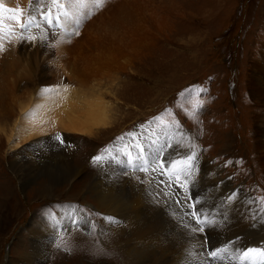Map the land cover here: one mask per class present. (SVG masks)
Here are the masks:
<instances>
[{
  "label": "rangeland",
  "instance_id": "374dc122",
  "mask_svg": "<svg viewBox=\"0 0 264 264\" xmlns=\"http://www.w3.org/2000/svg\"><path fill=\"white\" fill-rule=\"evenodd\" d=\"M19 1L24 2L0 0V3L5 8H17ZM40 1L35 6L32 0H25V19L31 14L42 24L38 9L49 8L53 16L60 15L66 21L62 25L61 19L60 28L53 29L57 25L54 24L47 31L53 36L46 43L37 31L42 27H33L23 33L36 36V40H20V30H13L15 22L9 19L15 13L0 12L3 18L0 22V34H3L0 40L3 43L0 45V264H22L24 261L25 264H149L135 261L134 254L127 252L128 236L109 227L108 223L116 221L120 211L106 212L90 189L100 175L99 167L107 163L125 172L117 171L120 174L132 173V178L125 176L115 191L127 196L137 187L148 189L151 183L146 172L136 170L137 165L147 166L158 159L169 162L168 158L174 159V153L180 151L178 160L185 156L190 141L202 156L219 168L221 176L228 179L232 187L248 192L252 198L264 197V166L256 165V159L250 158L255 130L258 126L264 127V101L258 92L252 91V87H259V77L264 78V0H153L152 5L144 8L143 0H108L105 4V1L93 0L95 13L77 28L79 36L85 37L88 43L80 39L84 44L82 51L67 55L57 53L51 43L57 40L55 32L67 34L69 5L64 0ZM124 1H129L130 5L133 1L139 2L138 13L143 20L139 23L144 31L141 32L144 36L156 35L150 51L142 49L136 61L135 53L140 47L132 50L128 46L121 51L119 44L113 41L119 39L117 35L97 30L110 17L103 12L121 7ZM31 5L33 10L25 12ZM89 30H92L91 35L86 36ZM3 65L12 71L5 74L4 70L8 69ZM3 82L9 83L6 95L2 94ZM39 89L43 94L47 92L45 96L56 97L60 89L74 94L76 106L70 117L78 124L86 121L88 115L84 100L99 97L105 104L110 123L98 127L92 134H78L61 127L55 129L51 125L56 119L65 121L67 118L62 110L53 120L42 124L48 131L46 134L30 137L11 148L8 134L21 127L18 122L24 107L39 97ZM200 105L203 107H198ZM78 106H81L79 110ZM151 130L159 137L154 151L143 154L142 148H137L138 138L143 145L142 140ZM177 143L186 146L183 155ZM96 156H101L102 160L94 162ZM111 158L121 160L122 166ZM205 161L197 163L198 173L191 176L182 197L188 210L178 213L175 209L182 210L180 203L152 196L138 206L136 215L143 217V214L147 219L159 221L165 226L166 235L173 237L191 233L189 227L194 223L187 214L193 205L201 212L217 214L218 225L205 228L202 233L205 237L199 244L184 241L190 246H202L203 251L197 248L194 255L200 264H240L237 256L241 249L236 242L246 234L241 231L222 235V231H216L221 226L230 230V215L221 219L219 214L224 210L220 203L225 202L209 198L202 179ZM71 170L74 173L64 181L65 174ZM164 171L171 174L170 165ZM193 182L196 183L192 189ZM179 188L178 184L173 187L174 193ZM138 199L143 198L138 195ZM193 200L199 201L198 207ZM253 206L258 209L264 204L253 203ZM79 210L85 213L88 224L75 220L69 221L66 227L61 226V216ZM44 221L56 222L58 227L50 226L53 231L46 232L42 229ZM255 221L250 233L256 232L251 236L258 240L261 237L258 248L264 249V218ZM185 224L189 227L182 226ZM43 242H48L44 250ZM83 243L88 251L92 248L100 256L90 254L93 258L87 255L88 260H71L75 245ZM189 248H182L175 261L168 264L189 261ZM222 248H227L226 253H221L223 257L214 259L205 254L208 249ZM105 251L110 256L108 260L103 258ZM165 256H169L168 250Z\"/></svg>",
  "mask_w": 264,
  "mask_h": 264
},
{
  "label": "bare ground",
  "instance_id": "6f19581e",
  "mask_svg": "<svg viewBox=\"0 0 264 264\" xmlns=\"http://www.w3.org/2000/svg\"><path fill=\"white\" fill-rule=\"evenodd\" d=\"M32 1H33L32 4L37 5V0H32ZM92 1L93 0H64L65 4L69 5V9H68L69 15L66 17L68 18V21L70 23H68V25H66V28H65L67 34H65V35L60 34L59 31L55 32L54 35L57 37V40L54 41L53 43H51V46H54L57 53H59L60 55H67V54H74V53L76 54L77 52H79L80 49H82V46L84 45L81 42V40L84 41L85 43H88V40L85 37L82 38L79 36L80 34L76 35L75 33L77 32V28L79 27V25L82 26L84 24V21L88 20V18H90L92 12L95 13L96 8H94V6L92 5ZM107 1L108 0H102V2H104V4ZM143 1H144V5L142 8L149 7L150 5H152L151 3L153 2V0H143ZM38 2H41V1L38 0ZM130 2H132V1L130 0ZM130 2L128 1V3H127L124 1V4L122 3L121 7H118L119 9L121 8V10H119L116 7L117 9H112V10L108 9L107 11L103 12V13L110 14V17H109L108 21L103 22L102 27L101 28L99 27L97 30L99 32H101L102 30H105L104 32L106 34H108V35L112 34L111 36H114V37L117 35L119 37V39L114 38L113 41H115V43L119 44L121 51L128 46L132 50H134L136 46L140 47L139 50L136 48L137 53H135V57H134L135 58L134 61H136L138 59V57L142 55L141 54L142 49L150 51V46H152V44L156 38V35L153 36L154 34L153 35L150 34L151 37H150V35H146V36L143 35L142 32H144V31H142V27L139 23V21H143V20L141 19V16H140L141 14L138 13V10L140 9L141 6H139V2L133 1V3H134V4L132 3L133 5H130L131 4ZM161 2H162V0H161ZM99 4H101V2ZM25 5H26L25 0H24V2L19 1V6L21 9H23V7ZM129 5L133 8L129 7ZM141 5H142V2H141ZM104 6H102L101 9L104 8ZM33 7L34 6L31 5L30 10H28V7H27V9L25 8L24 11L25 12L26 11H32ZM109 7H110V5H109ZM158 8H159V6H158ZM142 11H144V10H142ZM142 11H140V12L142 13ZM162 12H163V10H162ZM71 13L74 15L72 16ZM149 13H150V11H149ZM175 13H176V11H175ZM142 14L144 15V13H142ZM181 16H183V15L181 14ZM161 19L159 18V20H161ZM146 21L148 22L149 20L146 19ZM38 22L39 21L36 20V23H38ZM150 22H152V20H150ZM164 23H166V21ZM63 24H66L65 19H62V25ZM142 24H144V23H142ZM160 24H161V22H160ZM60 27L61 26L56 25L55 27H53V29L60 28ZM42 28L37 30L38 34L41 36V38L43 36H47L48 40H49L53 36V34L51 32L49 34V32L45 31L46 26H42ZM152 28H150V29H152ZM157 28H158V26H157ZM91 31L90 30L87 31L85 33L86 36L91 35ZM108 35H107V37H108ZM13 39H15V38H13ZM48 43H50V42H48ZM2 44H3L2 41H0V45H2ZM44 48H48V50H50L49 47H44ZM100 51H102V50H100ZM38 53H39V51H38ZM40 53H43V49L40 50ZM48 53H50V52H48ZM82 54H80V55H82ZM124 54H125V52H124ZM6 62H7V60H6ZM56 62H57V60H56ZM4 68L8 69V70H4L5 74L7 71H12L9 69V67L7 65H5ZM4 78H7V77H4ZM19 78H23V77L19 76ZM19 78H17V79H19ZM259 79L261 80L259 87H256V88L252 87V91H254V93L258 92L259 93L258 96L260 97L261 100L264 101V78L259 77ZM41 81H43V79H41ZM3 83L4 84H3V93L2 94L6 95L7 90L9 88L8 87L9 83L8 82H3ZM255 89L258 91H255ZM39 92H40V89H39L38 94H37L39 97H37L36 100H33V101L30 100V102L27 104V106L24 107V110H23L24 113L21 114V116L19 118V122H18L19 124L21 123V127H18V129H15V131L12 129L10 135L8 134V138H9V142H10L9 144H10L11 148L17 147L20 143L23 142V140H26L30 137H33L36 135L41 136L44 133L46 134V132H48V131L46 129L42 128V124L44 122H49V121L53 120L54 116L57 113L60 114L62 112V110L65 113L64 115H66L67 118L65 121H61L60 119H56L55 124L51 125L55 129H58L61 127V128H66V129L73 131L74 133H78V134H82V133L83 134H85V133L92 134L95 130H98L97 129L98 127H101V126L106 127L110 123V117L107 115L106 107L104 106L105 104H104V102L101 101V99L99 97H97V98L91 97L90 99H85V100L83 99L85 101V105L88 108V111H87L88 115L85 118L86 121H84L83 123L80 122L78 124L75 121H73L72 117H70V116H72L73 108L76 106V104H74V100H73L75 98L74 94L69 93V91H67V90L63 91V89H60V93H58V95L56 97L51 96V95L45 96V94L47 92H45L44 94L41 92L39 93ZM82 96L80 98H83ZM65 98L67 99V102H65ZM31 104H32V106H30ZM80 108H81V106L77 107L78 110ZM68 115H69V117H68ZM60 124H61V126H60ZM148 125L151 127L150 124H148ZM158 137L159 136L155 132H153V130H151L150 134L147 135L142 140L143 145H141L139 143L140 139L138 138L137 148L141 147L143 150V154H145V152H146V154L149 152L152 153V151H154V146H156L155 144L157 142ZM166 139H168V137ZM128 140L130 141V139H128ZM144 147H146L145 151H144V149H145ZM187 152L188 151H185V155L187 154ZM196 152H197L198 157H199L197 163L200 160L206 159V161L203 165V172L204 173H203L202 179L204 180V186L208 190L209 198L214 202H215V199H217V200L219 199V200H222L225 202L226 197L231 195L234 192V190H239V189L232 187L229 180L221 176V174L219 172V168L216 165H213L212 162L206 156L205 157L202 156L203 154L199 151L198 148H196ZM179 153H180V151H176L174 153L175 158L174 159L168 158V161L170 162V161L177 160L176 157L178 158ZM251 153H252L251 154L252 157H250V158L252 160L256 159L255 160L256 165L259 164L260 166H262V165L264 166V127L258 126L256 128L255 138H254V148H253V151ZM183 154H184V152L182 151V155ZM150 158H151V156H150ZM147 159H149V158H147ZM111 160L112 161H118L119 167L122 166L121 160L115 159V158H113V159L111 158ZM138 165H141V163H139ZM131 166H134L133 162H132ZM125 168H127V166ZM112 169H114L116 171H112ZM197 169H198V166H197L196 170L194 171V173L192 174V177H194L195 174L198 173ZM263 170H264V168H263ZM117 171L120 172L119 169H116L110 163L103 165L102 168L99 167L100 175H99V177L97 176V179H96L97 181H95V183L92 184V186H91L92 189H90V191H91V193H93V196L95 195L97 203L101 204L105 208L106 212L117 213L118 211H120L121 214L119 215L118 219L116 221H112L108 224H109L110 228L115 229V230H119L120 232H123L128 236L129 248H128L127 252H132L134 254L135 261H137V262H140V261L149 262V264H168L170 262L175 261L176 256L178 255V252L182 248H184V247L189 248L190 247V245H187L184 240L187 239V240H190L191 243L197 242V244H199L200 241L205 237V234H202L199 232L195 233V234L190 233L187 236L174 235L173 237H169L166 235L165 226L162 223H160L159 221L155 222V221H152L150 219H147L143 214H142L143 217L136 215V213L138 212V209H137L138 206L145 202L144 199L150 200L152 196L158 197V199L161 201L166 200L165 198H167V199L174 200L177 203V200H179L182 210L179 208L175 209L178 213L182 214L183 210L184 211L188 210L187 209L188 204H185V200L182 198L183 195H185L184 194L185 191H187V190L185 188L180 187L179 190H177V192L174 193L173 187L175 188L176 185L178 184V182H174L171 179V177H169V176H171V174L161 175L159 170H157V172H155V173H153L151 171H144V172H146V175L148 177V181L151 183L150 186L148 187V189H145V188L141 189V188L137 187L134 189V191L130 195L126 196L121 192L115 191V190H118L116 188V186H119L122 184L125 176L132 178L131 177L132 173L126 172L127 175H123L120 173H125V172L118 173ZM71 173L73 174L74 170H71L70 173L65 174L64 181H67L68 179H70V177L72 176ZM59 175H61V174H59ZM157 178L160 181L161 180L164 181L165 185L172 182L173 187L171 189H168L164 185H160L159 181H151V180H155ZM181 182H183V177H181ZM189 182L190 181H188L187 183H189ZM195 183L196 182H193L190 187H192L193 184H195ZM193 187H192V189H193ZM42 190L44 191V188ZM155 192H156V194H155ZM166 192H167V195L165 194ZM138 195L141 196V198H143V199L142 200L138 199ZM253 199L254 198H252V196H250V194H248V192H246L244 190H239L237 198L235 200H233L231 203H224V204L220 203L222 209L224 210V211H222L224 216H226L227 214L230 215V221H229L230 230L227 231L224 226H221L216 231L220 232V233L223 232L222 235L223 234H229V235L231 234L232 235V233L235 234L237 232L244 231L242 234L245 233L246 236L243 239H241L240 241L236 242V244L241 249V252L245 249H248V248L259 249L258 244L261 243V241H260L261 237L258 240L256 237L254 238L253 236H251V235H255L256 232H253L252 234L250 233L251 230L253 229V227L255 226V225H253V223H256V221H253L251 219L252 213L257 210V207L253 206V203L250 204V201ZM194 201L195 200H193V202ZM217 202L218 201H216V207L218 208ZM196 207H198L197 204H196ZM250 209H251V211H250ZM60 219L63 220V221H61L62 227L65 226L69 221H75V220L81 222L82 224H86V223L88 224L89 223V220L86 217L85 213L83 211H80V210L79 211H72L71 214H70V212H68V213H66V215L61 216ZM102 220H104V219H102ZM57 224H56V222L55 223H45V221H44L42 223V229L43 230L46 229V232H50V230L53 231L52 228L58 227ZM39 225H40V222H39ZM50 226H52V228ZM68 235H69V232H68ZM227 237H225V238H227ZM35 238H33L34 241H35ZM67 238H68V236H67ZM251 238H253V239H251ZM253 242H257V243L253 246V245H251ZM88 244H90V243L88 242ZM42 246H43V250L45 248H48V242H43ZM217 247H218V245H217ZM74 249H76V250H74L73 257L72 256L70 257V259L71 260L73 259V261H76L78 258H79V260H81V259L88 260L87 255H90V254H92L95 257L100 256V254L96 253L92 248H90V251H88V248H87L86 244H84V243L81 244L80 246L76 244ZM94 249H96V248H94ZM166 250H168L169 256H165ZM40 251L41 250H39V253H40ZM107 252L106 251L104 252L103 258H106L108 260L110 256L108 255ZM67 255H69V254L67 253ZM90 257H92V256L90 255ZM193 258L195 259V258H197V256H194ZM97 259H100V258H97ZM187 262L188 261L184 260L178 264H187ZM232 263H234V262H232ZM22 264H25V261L22 262Z\"/></svg>",
  "mask_w": 264,
  "mask_h": 264
},
{
  "label": "snow or ice",
  "instance_id": "6c2138e0",
  "mask_svg": "<svg viewBox=\"0 0 264 264\" xmlns=\"http://www.w3.org/2000/svg\"><path fill=\"white\" fill-rule=\"evenodd\" d=\"M58 2V0H54V3ZM38 3V0H37ZM7 11L11 13H15V15L11 16L9 19L13 20L15 22L13 30L18 28L21 32V35L19 37L20 40L24 41H33L36 40V36H25L23 33L28 31L29 29L35 27L37 29L41 28L44 25H47L48 27L45 28V31H49L51 27L54 24H59L60 20L62 19V16L57 15L53 16L51 9L49 8H39L38 9V17L39 20L42 21V24L36 23L37 16H33L31 14L28 15L27 19L24 18L23 9L20 7L17 8H5V6L0 3V12ZM2 17H0V22H2ZM78 35L79 33H75ZM3 39V34H0V40ZM42 39L45 41V43L48 40L47 36H43ZM200 108L203 107V105L198 106ZM57 139L60 140L61 143H63V140L61 137L57 136ZM176 147L180 148L182 151L186 147L183 143H177ZM188 152L185 156L178 160L165 162L164 160H154L150 162L147 166L137 165L136 170L138 171H151L153 173L157 172V170L160 171L161 175L167 174L165 173V169L169 168L170 165V171H171V179L174 182H178V186L181 188L187 189V182L190 181L192 174L197 168V161L199 159L198 154L196 152V147L194 143L191 141L187 145ZM102 160L101 156H96L93 158L94 162H100ZM228 163H232L229 161ZM181 177H183V182H181ZM160 185H164L166 188L171 189L173 187V183L170 182L165 185L164 181H159ZM239 190H234V192L226 197L225 203H231L233 200H235L238 196ZM167 195V192L165 193ZM177 203H180L179 200H177ZM196 204L199 203V201H195ZM251 203L256 204H264V197H257L250 201ZM251 211V209H250ZM192 218V221L194 223V226L189 227L188 225H182L184 227H189V231L193 234L195 233H203L205 228L207 227H215L218 225L219 220L217 219V214L213 213H204L199 211L195 208V205L192 206V210L187 214ZM221 219H226L223 213L219 214ZM258 218H264V207L258 208L255 212L252 213L251 219L253 221L257 220ZM200 248L201 251H203L202 246L200 245H191L188 251L189 261L187 264H200V261L195 260L193 257L196 255V249ZM226 253L227 248L222 249H208L206 251V255L212 258H217L221 255V253ZM238 259L240 261V264H264V249H257V248H248L243 250L238 254Z\"/></svg>",
  "mask_w": 264,
  "mask_h": 264
}]
</instances>
